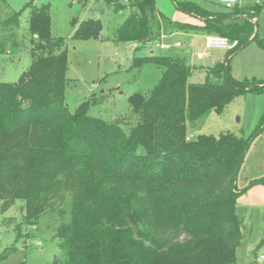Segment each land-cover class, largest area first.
Masks as SVG:
<instances>
[{
	"label": "trees",
	"instance_id": "1",
	"mask_svg": "<svg viewBox=\"0 0 264 264\" xmlns=\"http://www.w3.org/2000/svg\"><path fill=\"white\" fill-rule=\"evenodd\" d=\"M38 1L0 19L1 56L19 45L20 18L28 11L31 63L15 83L0 82V202L2 211L23 202L16 240L23 227L50 215L68 218L54 235L65 260L50 264H236L242 232L235 177L255 134L187 139V123L219 114L236 96L264 94V84L229 75V59L256 32L251 18L264 2L217 13L177 2L201 20L192 25L158 14L155 0H103L115 13L128 10L115 43L139 48L164 31L235 42L199 83L188 81L190 67L178 57L133 59L132 68L158 67L159 79L149 95L129 96L127 120L109 122L90 114L94 98L68 110L66 41L52 35L48 2ZM101 30L98 19H87L72 39L98 40ZM253 41L264 47L257 32Z\"/></svg>",
	"mask_w": 264,
	"mask_h": 264
},
{
	"label": "rangeland",
	"instance_id": "2",
	"mask_svg": "<svg viewBox=\"0 0 264 264\" xmlns=\"http://www.w3.org/2000/svg\"><path fill=\"white\" fill-rule=\"evenodd\" d=\"M28 0H0V19L19 11ZM195 2L210 12H225L219 0H156V9L171 22L199 25L196 17L180 11L175 3ZM250 1V0H241ZM261 5L262 0H257ZM48 2L51 33L63 38L67 45V79L65 97L70 112L84 100L94 98L90 114L104 121L127 120L131 116L128 98L134 93L149 95L160 76V69L145 65L132 68L133 59L155 55L178 57L190 67L188 81L205 80V68L226 59V51L206 47L205 32H187L191 36L182 48L165 50L154 48L158 40L146 46L134 43H115L113 34L125 19L128 10L115 13L103 0H89L84 6L76 0H39L37 5ZM256 2V0H252ZM255 4V3H254ZM28 11L20 18L16 34L17 47L0 56V82L15 83L28 69L31 58L27 31ZM257 40L264 39V7L256 15ZM87 19L101 23V39H72L77 25ZM175 38L163 40L171 43ZM201 54L197 59L196 55ZM229 75L237 82L264 84V47L253 41L229 59ZM264 94L245 93L236 96L222 112H209L192 123H187L190 139L199 134L217 137L230 133L237 137L255 136L246 150L236 174L235 187L239 195L235 212L240 221L242 240L236 252V264H264ZM263 119V121H262ZM262 122V123H261ZM262 129L260 132L258 129ZM257 181V182H256ZM253 183V184H251ZM23 202L6 211L0 202V264H50L63 262L65 253L54 237L56 227L67 217L44 215L36 223L22 228L16 240L15 224L22 221ZM40 243L38 246L36 243Z\"/></svg>",
	"mask_w": 264,
	"mask_h": 264
},
{
	"label": "built area",
	"instance_id": "3",
	"mask_svg": "<svg viewBox=\"0 0 264 264\" xmlns=\"http://www.w3.org/2000/svg\"><path fill=\"white\" fill-rule=\"evenodd\" d=\"M237 0H220L221 5L226 9L230 10L236 5ZM264 0H262V3ZM251 15H253V12H250ZM252 22H255V18H251ZM206 40V47L212 48V49H219L223 51H229L232 49L235 45V42H230L226 37H222L219 35L210 34L205 37ZM176 47L180 46V42H177L175 44ZM158 47L162 50H169L171 48L170 45L167 44H159ZM202 56L201 54H197L196 58L200 59ZM188 139V138H187ZM38 246H40V243H36ZM264 256H259L258 261H263Z\"/></svg>",
	"mask_w": 264,
	"mask_h": 264
},
{
	"label": "crops",
	"instance_id": "4",
	"mask_svg": "<svg viewBox=\"0 0 264 264\" xmlns=\"http://www.w3.org/2000/svg\"><path fill=\"white\" fill-rule=\"evenodd\" d=\"M220 1V0H219ZM177 2H180V1H177ZM176 2V3H177ZM176 3H175V6H176ZM190 3H195V2H190ZM255 3V4H254ZM155 4H156V0H155ZM260 6V4L258 3V1L256 0V2H252V0H250V1H241V0H237V2H236V6L238 7V8H246V9H252V8H254L255 6ZM261 5H262V3H261ZM227 11V10H226ZM158 12V11H157ZM158 14H160L159 12H158ZM160 15H162V14H160ZM254 15V14H253ZM256 15H257V13L254 15V18L256 19V21H258L257 20V18H256ZM195 17V16H194ZM197 19H198V21H199V25H201L202 23H201V20L198 18V17H196ZM190 36H191V34L190 33H187V32H183V31H174V32H170V31H164V32H162V34H161V36H160V38H159V41L158 42H156L155 43V45H154V48H158V49H160L159 47H158V45L159 44H165L164 43V41L163 40H165V39H168V38H175V40L174 41H171V43H168L167 45H170L171 46V48L170 49H172V50H175V51H177V50H179V49H181L182 48V45L184 44V42H186V40L188 39V38H190ZM188 41V40H187ZM177 42H180V46H178V47H176L175 46V44L177 43ZM189 42V41H188ZM136 45V44H135ZM137 46V45H136ZM138 47V46H137ZM169 49V50H170ZM161 51H165V50H162V49H160ZM151 54H153V52L151 51L150 52V54L149 55H151ZM206 69V68H205ZM205 69H204V71H205ZM187 138H188V136H187ZM188 139H190V138H188ZM261 256H263V255H261ZM259 258V257H258ZM257 258V259H258Z\"/></svg>",
	"mask_w": 264,
	"mask_h": 264
},
{
	"label": "water",
	"instance_id": "5",
	"mask_svg": "<svg viewBox=\"0 0 264 264\" xmlns=\"http://www.w3.org/2000/svg\"><path fill=\"white\" fill-rule=\"evenodd\" d=\"M255 21H256V19H255ZM256 33V32H255ZM255 33H254V35L252 36V38H250L246 43H244L236 52H238V51H240L241 49H243L244 47H246L251 41H252V39H253V37L255 36ZM239 166H240V164H239ZM239 166H238V168H237V171H238V169H239ZM235 179H236V177H235Z\"/></svg>",
	"mask_w": 264,
	"mask_h": 264
}]
</instances>
